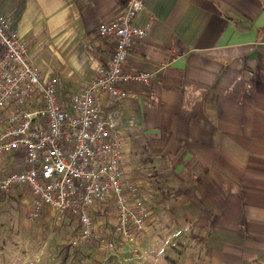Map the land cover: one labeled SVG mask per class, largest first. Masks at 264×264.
<instances>
[{
  "label": "crops",
  "instance_id": "obj_1",
  "mask_svg": "<svg viewBox=\"0 0 264 264\" xmlns=\"http://www.w3.org/2000/svg\"><path fill=\"white\" fill-rule=\"evenodd\" d=\"M142 2L134 23L146 36L134 41L125 69L153 71L151 85H123L125 97L98 94L97 103L124 141L125 175L149 212L174 219L159 222L171 227L159 251L174 244L179 254L175 246L196 240L202 264H264V0ZM122 10L123 0H0V17L26 44L39 78L57 79L68 110L112 53L113 40L97 27ZM24 192L10 195L21 201L20 224L51 227L48 208L29 219ZM106 209L96 204L93 218ZM158 218L137 237L142 246ZM127 249L120 259L132 257Z\"/></svg>",
  "mask_w": 264,
  "mask_h": 264
},
{
  "label": "built area",
  "instance_id": "obj_2",
  "mask_svg": "<svg viewBox=\"0 0 264 264\" xmlns=\"http://www.w3.org/2000/svg\"><path fill=\"white\" fill-rule=\"evenodd\" d=\"M142 9V0H125V11L98 27L100 37L113 40L112 53L70 97L69 110L57 79L39 78L26 44L0 17V197L24 189L32 198L29 219L44 208L56 218H72L74 243L94 242L105 252L134 243L150 220L137 185L124 172V141L97 103L98 94L123 98V85L149 87L153 80V71L125 69L134 41L146 36V28L133 22ZM104 202L114 215L109 236L97 232L92 215Z\"/></svg>",
  "mask_w": 264,
  "mask_h": 264
},
{
  "label": "rangeland",
  "instance_id": "obj_3",
  "mask_svg": "<svg viewBox=\"0 0 264 264\" xmlns=\"http://www.w3.org/2000/svg\"><path fill=\"white\" fill-rule=\"evenodd\" d=\"M124 11L125 0H123V10L113 18L122 14ZM140 13L141 12L136 14L134 20ZM113 18L101 22L99 26L102 23L111 21ZM13 191L15 190H12L10 194L7 193V195L0 197V206L6 209L5 212H0V264H202V261L196 258V250H192V248L195 249V246L198 245L196 240L186 242V239L183 240V245L180 248H177L179 246H175V249L177 251L179 250V254H175L171 249V246L174 247V244H170V250L165 254L159 251L158 244L162 245L163 242L165 243V241L168 240L166 237L167 235L169 236L168 232L169 228H171H166V225L160 224L159 222H164V224L167 222L169 226H171V222L174 219L170 218L168 215H162L163 213H159L158 211L155 213L153 208H150L151 213L149 212V217L153 219V216L157 217L159 215V218L158 221L156 219L153 231L149 234V246H142L141 242L135 238L134 243H128L127 245L123 244L124 247H119V244H117L114 250L105 252L94 242L81 245L74 243L73 237L77 230V223L72 218L64 217V219H61L56 218L52 214V219L50 221L52 224H49L51 225L49 228L42 222L37 223L38 220L35 218L33 221L36 220V222L32 224V230L27 231L25 229L26 227L20 224L23 223L20 218L21 214L18 210V205L21 201L18 200L16 202L11 199H14V197H10L11 194H15L12 193ZM24 193V197L28 196L27 191ZM155 196L157 197V194H155ZM170 201L172 202V197ZM113 216L112 209L108 204L106 211H104L99 218L94 216L97 232L109 236L111 231L110 225L113 223ZM178 221H180V223L184 222L183 220L181 221V219ZM63 225L68 229L67 234H65L66 228ZM106 226H109V228ZM186 227V232H188L187 236L190 238V236L194 234V230L188 227V225ZM37 235L41 236V238L37 239ZM84 247L86 249L88 248L85 253L82 252ZM124 249H127L128 253L131 254L132 257L130 259L124 258L123 260L118 257L120 255L119 253ZM82 253L85 255L83 256ZM96 253H99L101 257L98 258L95 255ZM141 253L146 256L142 258ZM129 255L126 256V258H129Z\"/></svg>",
  "mask_w": 264,
  "mask_h": 264
},
{
  "label": "trees",
  "instance_id": "obj_4",
  "mask_svg": "<svg viewBox=\"0 0 264 264\" xmlns=\"http://www.w3.org/2000/svg\"><path fill=\"white\" fill-rule=\"evenodd\" d=\"M4 199V198H3ZM9 200V199H8ZM1 201H4V200H1ZM73 235V234H72Z\"/></svg>",
  "mask_w": 264,
  "mask_h": 264
}]
</instances>
